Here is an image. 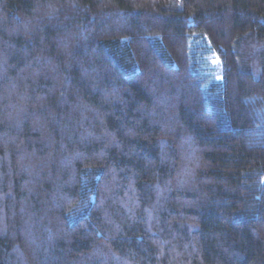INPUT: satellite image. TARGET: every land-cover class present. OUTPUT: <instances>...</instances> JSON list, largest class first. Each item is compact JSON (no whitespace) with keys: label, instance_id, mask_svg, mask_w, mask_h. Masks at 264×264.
I'll return each mask as SVG.
<instances>
[{"label":"trees","instance_id":"trees-1","mask_svg":"<svg viewBox=\"0 0 264 264\" xmlns=\"http://www.w3.org/2000/svg\"><path fill=\"white\" fill-rule=\"evenodd\" d=\"M0 264H264V0H0Z\"/></svg>","mask_w":264,"mask_h":264},{"label":"rangeland","instance_id":"rangeland-1","mask_svg":"<svg viewBox=\"0 0 264 264\" xmlns=\"http://www.w3.org/2000/svg\"><path fill=\"white\" fill-rule=\"evenodd\" d=\"M202 41L204 43H206V40L204 38H202ZM206 45H207V43H206ZM208 59L210 61V67L212 68V71L215 73H218V75L220 77V72L222 69L221 61L218 59V57L214 53H212V51L209 54Z\"/></svg>","mask_w":264,"mask_h":264}]
</instances>
